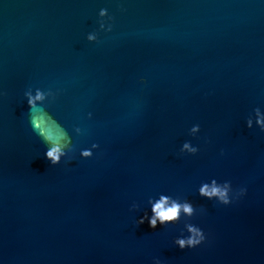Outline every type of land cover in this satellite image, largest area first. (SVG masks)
<instances>
[{
  "label": "water",
  "instance_id": "water-1",
  "mask_svg": "<svg viewBox=\"0 0 264 264\" xmlns=\"http://www.w3.org/2000/svg\"><path fill=\"white\" fill-rule=\"evenodd\" d=\"M100 7L116 25L89 45ZM29 87L53 90L46 110L74 150L99 145L92 160L77 152L50 166ZM256 107L264 113V0H0V264H264ZM185 142L199 153L181 155ZM213 178L247 195L230 207L202 200ZM160 193L191 201L192 220L137 226ZM186 223L206 244L173 245Z\"/></svg>",
  "mask_w": 264,
  "mask_h": 264
},
{
  "label": "clouds",
  "instance_id": "clouds-1",
  "mask_svg": "<svg viewBox=\"0 0 264 264\" xmlns=\"http://www.w3.org/2000/svg\"><path fill=\"white\" fill-rule=\"evenodd\" d=\"M116 10L121 15L125 14L127 9L122 3H116ZM96 23L98 27L86 34V42L89 45H100L103 41L101 35L109 37L116 25V15L109 12L108 7H100L96 14ZM138 83L142 86L147 85V80L141 77ZM53 95V90L42 89L39 87H29L24 92V100L27 102L28 113L30 116V125L33 131L39 136L42 143L45 145V159L51 167H57L62 162H71L77 152L80 160H92L94 153L99 151V145L92 143L87 148H73L72 138L60 123H58L46 110L45 102L49 96ZM256 128L261 133H264V113L259 107L253 109ZM89 120L92 119V113L87 115ZM246 127L253 130V117L249 116L245 121ZM201 131L200 125L195 124L189 129V134L196 136ZM200 149L192 146L191 142H185L180 149L181 155L187 153L188 156H196ZM223 151L221 156H223ZM247 195V187L241 186L235 188L230 180L219 182L213 178L210 182H203L198 188V196L202 200L214 202L223 207H230ZM147 209L144 215L136 219V225L140 226L147 222L148 227L152 230L160 228L174 227L179 224L182 218L191 221L196 214L197 209L193 203L187 199L181 200L171 195L160 193L157 197H150L147 200ZM141 211L139 204H132L129 212L139 213ZM203 211V210H201ZM186 235L182 234L173 241V245L180 251L195 250L200 248L207 242V235L198 225L194 223H186L184 226ZM153 264H160L158 259L153 261Z\"/></svg>",
  "mask_w": 264,
  "mask_h": 264
}]
</instances>
